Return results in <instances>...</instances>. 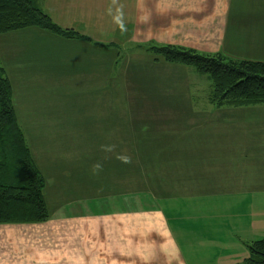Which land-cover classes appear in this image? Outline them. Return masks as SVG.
<instances>
[{
	"label": "crops",
	"instance_id": "0c3cea01",
	"mask_svg": "<svg viewBox=\"0 0 264 264\" xmlns=\"http://www.w3.org/2000/svg\"><path fill=\"white\" fill-rule=\"evenodd\" d=\"M40 6L57 26L89 40L69 43L80 44L75 46L94 52V57L115 50L120 77L128 76L130 59L143 54L149 56L153 74L178 66L156 58L147 50L149 45L264 62V0H40ZM107 120L113 123V117ZM103 129L119 131L111 124ZM257 144L264 147V138ZM165 154L154 152L146 158L136 152L131 159H121L123 169L134 166L136 177L113 165L101 169L105 177L98 187L106 188V197L119 198L111 211L88 212L90 205L67 203L68 211L51 212L43 223L0 225V264H243L245 245L264 238V205L255 198L239 201L238 195H264V169L204 179L183 170L190 158ZM126 177L131 183L120 187ZM137 178L140 189L134 184ZM174 184L184 191L168 196ZM181 192L195 199L184 210L194 225L180 224L178 209L168 204L182 200ZM207 193L231 196L226 207L197 204V196ZM163 202L175 210V229ZM214 210L227 216L218 218L221 225L213 218Z\"/></svg>",
	"mask_w": 264,
	"mask_h": 264
},
{
	"label": "rangeland",
	"instance_id": "374dc122",
	"mask_svg": "<svg viewBox=\"0 0 264 264\" xmlns=\"http://www.w3.org/2000/svg\"><path fill=\"white\" fill-rule=\"evenodd\" d=\"M69 42L35 28L0 35V66L11 82L17 123L45 179L43 198L49 213L68 211L67 203L90 205L89 211H82H111L119 198L106 197V188L98 187L105 177L101 169L113 165L136 177L133 165H120L136 152L146 158L154 152L171 159L190 158L183 170L204 179L264 169V147L257 144L264 138V104L215 107L209 102L211 83L206 76L182 66L153 74L146 54L130 59L128 76L120 77L115 50H102L94 57V52ZM110 124L119 131L103 129ZM169 146L182 153L169 151ZM139 181L134 182L138 189ZM130 183L126 177L120 187ZM178 191L184 190L174 184L168 196H179ZM180 196L182 200L168 204L178 209L180 224H196L184 214L195 199L182 192ZM230 196L200 194L197 204L226 207ZM238 196L239 201L255 198L264 205V195ZM59 204L64 207L60 211L54 206ZM161 204L175 229V210ZM213 215L218 225L219 217H227L216 210Z\"/></svg>",
	"mask_w": 264,
	"mask_h": 264
},
{
	"label": "trees",
	"instance_id": "16d2710c",
	"mask_svg": "<svg viewBox=\"0 0 264 264\" xmlns=\"http://www.w3.org/2000/svg\"><path fill=\"white\" fill-rule=\"evenodd\" d=\"M32 28L65 41L89 42L75 31L53 23L43 13L40 0H0V35ZM147 50L166 64L191 68L206 76L211 83L209 102L215 107L264 104V62L201 54L173 46L149 45ZM45 186L17 123L11 84L0 66V225L49 220L43 198ZM245 246L247 257L243 264H264V238Z\"/></svg>",
	"mask_w": 264,
	"mask_h": 264
}]
</instances>
